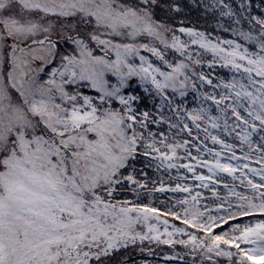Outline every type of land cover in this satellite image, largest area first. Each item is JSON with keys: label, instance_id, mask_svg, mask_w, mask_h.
<instances>
[{"label": "snow or ice", "instance_id": "1", "mask_svg": "<svg viewBox=\"0 0 264 264\" xmlns=\"http://www.w3.org/2000/svg\"><path fill=\"white\" fill-rule=\"evenodd\" d=\"M152 245L264 264V0H0V264Z\"/></svg>", "mask_w": 264, "mask_h": 264}, {"label": "trees", "instance_id": "2", "mask_svg": "<svg viewBox=\"0 0 264 264\" xmlns=\"http://www.w3.org/2000/svg\"><path fill=\"white\" fill-rule=\"evenodd\" d=\"M195 15V14H193ZM209 146H211V144H209ZM195 154V153H194ZM239 154V152L237 153ZM255 166V165H254ZM206 171V170H204ZM181 172H183V170H181ZM173 175H175V170L173 171ZM165 179H167V176H165ZM169 182V181H166ZM172 183L174 184L175 182L172 181ZM185 183L192 185L193 182L191 179H189L188 181H186ZM196 189H194L195 191ZM200 191H204V190H200ZM223 192V190H221ZM160 195V194H157ZM170 196H172L173 200L174 199H180L183 198L184 195L183 193L180 194H169ZM204 195L206 196H210V193L208 192H204ZM160 200H167V197L165 196H160ZM160 200L156 201V206L161 207V208H165L166 205L161 204ZM204 204H208L210 207L213 206L211 204L210 200H205L201 202V209H203V205ZM167 207H171V201H169L167 203ZM176 211H181L180 207L177 206L176 209H174ZM259 218V217H257ZM170 222L175 223L177 226L179 225L180 227L182 226V224L180 223V221L176 220V221H172L171 218L169 217ZM249 222H255L254 218L252 217H242L237 221H230L229 224H234V223H249ZM224 230H229V225H223L222 226ZM188 231L190 232H196L195 229H188ZM216 233H220L221 229H215L214 230ZM197 235L202 236L203 233H199L196 232ZM154 249V254L152 255H148L147 252L141 254L139 252H137L134 256V261L135 264H201V257L200 255L197 253L196 254V258L195 260H193L192 255L190 254V249L189 248H185L183 246H179L177 245L175 248V251H170V249L168 248V246H155L152 245L151 246ZM234 251V250H233ZM177 253H179L180 256L183 257V259H176V260H165L164 257L167 255H176ZM214 260L218 261V264H228V261L226 258L223 257H213ZM204 264H209L208 261H204Z\"/></svg>", "mask_w": 264, "mask_h": 264}, {"label": "rangeland", "instance_id": "3", "mask_svg": "<svg viewBox=\"0 0 264 264\" xmlns=\"http://www.w3.org/2000/svg\"><path fill=\"white\" fill-rule=\"evenodd\" d=\"M191 106H195V105L193 104V105H191ZM229 142H231V141H229ZM154 178H155V177H154ZM165 181H168V179H165ZM178 227H180V226L178 225ZM181 227H185V225H183V224H182V226H181ZM183 238H185V239H186L187 237H183ZM168 248L170 249V251H175V249H176V248H175V249H173V248H170V247H168ZM223 264H225V263H223Z\"/></svg>", "mask_w": 264, "mask_h": 264}]
</instances>
